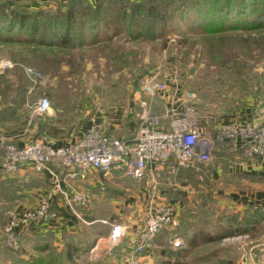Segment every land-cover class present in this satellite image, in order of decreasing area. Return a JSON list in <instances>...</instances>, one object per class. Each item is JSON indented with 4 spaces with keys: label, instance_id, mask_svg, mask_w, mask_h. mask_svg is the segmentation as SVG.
<instances>
[{
    "label": "rangeland",
    "instance_id": "1",
    "mask_svg": "<svg viewBox=\"0 0 264 264\" xmlns=\"http://www.w3.org/2000/svg\"><path fill=\"white\" fill-rule=\"evenodd\" d=\"M69 1L72 0H0V32L3 34L0 37V111L10 107L13 113L8 123L0 124L3 131L18 134L28 128L30 136L27 135V138L34 140L36 135L45 132V124L52 119L53 125L59 129L57 134L71 139L83 124L97 118L113 134L129 136V128L119 124L121 120L124 121L121 114L124 109L132 107L135 114L130 113V117L138 119L140 108L131 102H135L136 95L142 100L147 99L142 91L147 76L167 81L172 90L177 84L181 94L194 91L197 95L198 123L205 124L210 120V115L232 117L237 107H242L250 96L255 98L254 104L260 113L264 111V27L223 32H204L202 29L208 19V11L213 13L209 18L223 15L228 23L235 15L237 18L243 17L244 14L238 8L236 11L231 4V10H224L228 5L221 7L223 0H130L129 5L128 0L105 2L103 8L109 18L102 23L98 40L104 43L106 36L117 30L125 32L126 24L131 23L136 38L124 32L114 37V41L124 46L123 50L114 44L111 49L101 48L99 44L70 49L48 47L39 38L31 41L27 36H21L13 40L11 35L9 40L6 30H3L4 13L52 10ZM87 1L93 7L99 2ZM145 2L151 8L161 6L158 9L163 14L160 17L156 13L152 15L153 38L141 31L146 19L135 9L136 5ZM55 3H58L56 7ZM214 3L219 4L220 8H213ZM131 4L134 6V18L126 15L121 20L120 15L126 14ZM246 14H251V10H247ZM114 18L113 22L111 19ZM121 55L127 56L126 63L118 60L117 57ZM28 68L34 69L39 76L28 74ZM172 78L177 81L171 84ZM9 95L17 96V104H13V100H6ZM42 96L50 98L54 114L32 117L28 105ZM201 126L203 132L216 129ZM100 175L87 172V178L96 181V186L88 183L81 185L84 189H90L93 197L89 207L78 209L86 223L73 221L71 224L75 226L69 229V232H73L61 233L60 236L54 235L47 226V230L41 232L39 226L42 224L33 230H23L19 234L20 248L17 250L9 249L2 243L6 212L16 208V198L0 199V264H16L17 260L38 262L43 255H49L46 259L51 264H71L61 259V250L69 241L80 242L87 238L93 246L76 258L77 263L116 264L124 253L129 237L111 249L101 248L102 245L96 247L99 237L106 235L110 227L102 220L125 222L128 231H133L144 225L151 206L158 201L157 195L167 202L176 196H169L171 192L158 193L160 186L158 188L154 181L156 174L149 173L138 181L111 171L102 176L104 184L99 185L98 181L102 180ZM0 176L3 177L2 174ZM177 196L184 204L178 208L175 231L184 244L173 248L169 241L170 231L161 233L147 264H162L163 261L174 264L179 260L189 264H243L246 258L264 264V226L259 225L260 220L264 219L261 207L253 212L258 213V225L250 228L247 225L249 218L237 223V207L230 208L224 200L225 195L209 191ZM53 210L57 212L58 220L59 211ZM61 212L69 215V212ZM77 230L79 234L74 235ZM242 233H250L251 240L241 236ZM45 244H48V250L43 252L40 247L43 248Z\"/></svg>",
    "mask_w": 264,
    "mask_h": 264
},
{
    "label": "built area",
    "instance_id": "2",
    "mask_svg": "<svg viewBox=\"0 0 264 264\" xmlns=\"http://www.w3.org/2000/svg\"><path fill=\"white\" fill-rule=\"evenodd\" d=\"M27 72L39 76L32 68ZM167 86V81L154 76H147L143 81V91L150 95L166 90ZM196 96L194 91H188L177 99L180 105H172L164 114L143 112L138 128L126 137L113 134L105 123L99 121L60 146L46 138L20 144L14 142L16 135L0 133V172L3 176L15 174L23 165H30L38 173L47 171L52 183L50 193L43 195L35 207L13 208L6 212L2 243L17 250L21 231L43 223L55 225L58 217L52 208L55 192L62 193L73 216L87 222L78 209L91 205V193L64 190L63 180L54 166L67 170L70 177L84 176L87 172L108 174L115 170L139 181L150 170L154 172L162 168L167 169L170 176H175L180 168L208 163L218 143L237 138L241 139V148L247 157H264V123L231 121L221 124L214 132H203L197 126ZM28 109L32 117L41 116L52 110V103L48 96H42L29 103ZM163 119L168 121L167 127L163 125ZM261 209L264 211V204ZM102 222L110 226L107 248L118 246L129 237L126 250L116 264H147L157 237L166 231H170L169 241L173 248L184 244L175 231L178 208L165 200L158 199L151 206L144 225L133 231H128V225L122 221L103 219ZM243 264L257 263L246 258Z\"/></svg>",
    "mask_w": 264,
    "mask_h": 264
},
{
    "label": "crops",
    "instance_id": "3",
    "mask_svg": "<svg viewBox=\"0 0 264 264\" xmlns=\"http://www.w3.org/2000/svg\"><path fill=\"white\" fill-rule=\"evenodd\" d=\"M57 4L58 3H55L54 6L56 7ZM50 5H53V3H51ZM171 80V84L177 81V79L173 78ZM179 89L180 88L176 84V87H173L172 90L168 83L166 90L158 92L154 95H150L145 93L142 87V91L147 95V99L142 100L136 95L134 97L135 102H131V104L137 105L140 108V113L137 114V116L139 115L138 119L134 118V116L133 118L130 117V113H132V115L135 114L132 110V107H130L127 110H123L124 113H122L121 116L125 122L121 120L119 124L126 125V127L129 128V135H131V133L135 131L140 125V115L143 112H149L151 114H164L172 105H180L181 103L177 99L183 94H181V91ZM140 96L141 94H139V97ZM245 102L246 103L242 107H237V110L235 111L234 115H232V117L220 118V116L211 117L210 115V120H214V122L208 120L205 121L204 124L200 123L199 121L197 125L198 128L202 130V124L204 126L206 125L207 128L214 127L217 129L221 124L226 123V121L228 123L229 120V122L253 121L264 123V111L260 113V109L257 107V105L254 104L255 98L250 96ZM49 114H54V111L51 110L48 115ZM114 119L117 121V118ZM96 121L100 120L97 118H93L89 122L83 124L82 129H80L79 131L84 130V128L89 127L93 122ZM162 122L165 127L168 126L167 120L163 119ZM113 125L117 126L118 124L113 123ZM43 129L45 131V134L43 133L42 135H36L35 139L46 138L48 139V141L57 146L67 144L72 141L74 137H76V135H74L73 138L68 139L67 137H61L59 134H57L59 132V129L55 125H53L52 119H50L48 123L45 124ZM0 131H2L0 133H11L13 135H16L17 138L14 141L16 143L19 142L20 144H22L27 140H30V138H27V135L30 134L28 128H26L24 131H19V133L16 134L13 131H3V127H1L0 125ZM122 136L126 137L127 135L123 134ZM195 164L191 167H183L185 168L183 172L191 173L189 171L192 170V168H195ZM204 165L207 169L206 171H201L199 173V171L197 170L196 172L197 177L199 178V180H201L197 186L193 185L192 182H190L188 179H178L177 175L170 176L167 169L162 168L160 170H154V172L153 170H150L149 173L153 175L156 174V177H154V181L158 184V188L160 186V188L158 189V193L162 192L167 194L171 192V194L169 195L171 197L172 194L176 195L175 197H172L170 201L173 202L177 206V208H182L181 204H184L181 198H177V195H179L180 197L181 194H199V192L209 193V191H212L214 194L225 195L224 200L230 208H232L233 206L237 207V223L241 222L243 218H249L250 221L249 223H247V225L250 228L253 225H258V221L256 220L257 218L255 216L252 217V214L256 209L260 208L264 204V157H247L241 148V139L237 138L235 140H227L217 144L216 149L212 154L211 160ZM54 167L57 168L60 173L61 179L63 180L61 184L64 190H67L69 192L82 191L92 193L90 189L82 188V183H88L90 185L93 184V186H96V181L94 182L91 179H88L86 173L84 174V176L79 175L78 177H70V175L68 176L67 170L59 168L57 166ZM101 174L102 175L100 176L102 178L104 174ZM4 178L16 179L18 183L23 187V190L20 192L19 197L14 200L16 208H20L21 210L35 207L39 203L40 198L43 195H47L48 193H50L52 189L50 174L47 171L41 173L35 172L33 167H31L30 165H23L18 172L12 175L3 176L2 179ZM98 183L99 185L104 184L103 178L102 180H99ZM213 183H215V185H212ZM157 198L159 200H163V197L161 196L157 195ZM165 199H167V197ZM52 208L59 211V219L57 220L56 224L52 226L44 225L45 223L42 224L41 226H39L40 231L44 232L45 230H47V227H49L56 236H60L61 233L65 234L73 232L72 230H70L69 232V229L75 226L71 223L73 221H75L76 223L78 219L71 214L70 209L66 204V201L61 192H55L52 198ZM61 211L69 212L70 216L68 214H62ZM260 224H263L264 226V219L260 220L259 225ZM35 228L37 227H33L31 230ZM109 231L110 227L106 235H102L99 237L96 247H100L102 245L101 248H107L109 246ZM78 232V230L74 231L73 234L78 235ZM240 235L246 237L248 240H251L252 237L250 233H242Z\"/></svg>",
    "mask_w": 264,
    "mask_h": 264
},
{
    "label": "trees",
    "instance_id": "4",
    "mask_svg": "<svg viewBox=\"0 0 264 264\" xmlns=\"http://www.w3.org/2000/svg\"><path fill=\"white\" fill-rule=\"evenodd\" d=\"M112 0H99V2L93 7L91 4L87 3V0H72L65 5H59L57 9L45 10V11H22L16 10L13 13H4L5 24L3 30H6V36L11 40V35L13 40L20 38L21 36H27L31 41H34L35 38L46 44L48 47H58V48H73L79 46H98L101 45V48H112L113 44L120 46L119 48L123 50L124 46L120 43H117L115 36L122 34L120 30L115 31L113 34L106 36L107 42L100 43L98 40L100 38L101 26L104 21H107L109 14L105 12V2L109 3ZM130 0H128L129 5ZM136 4V3H135ZM229 4L234 6L237 11L240 10L244 14L243 17H238L237 15L232 17V20L228 23L227 20L223 19V15L218 17L214 15L209 18L213 13L208 11L206 22L203 23L204 32H223L228 31L229 29H257L264 27V0H223L220 3L221 7H225L224 10H231ZM150 4L147 2L136 5L135 9L140 14L144 15L146 19V25L141 28V31L146 33L148 37L153 38L154 33V19L152 15L156 13V16H161V11L158 7H149ZM63 8H65L63 10ZM213 8H220L219 4H213ZM162 9V8H161ZM247 10H251V14L247 15ZM159 11V12H157ZM4 12V11H3ZM214 12V11H213ZM134 6L130 5V9L126 14H121L120 19L129 15V18H134ZM163 15V14H162ZM90 16L89 21H86ZM85 17V18H84ZM111 17V16H110ZM163 17V16H162ZM166 18V17H165ZM140 19V18H139ZM113 22L115 20L111 19ZM162 22H160L161 24ZM84 27V28H83ZM127 30L123 33L129 37L134 36V31L131 23L126 24ZM120 32V33H118ZM122 36V35H121ZM0 37H3L2 32H0ZM93 46V47H95ZM115 46V47H118ZM98 48V47H96ZM82 49V48H81ZM121 62L124 60L127 62V56L121 55L117 57ZM139 87V86H138ZM137 87V88H138ZM6 99V98H5ZM6 100H13V104H17V96L9 95ZM11 108L0 111V124L8 123V121L13 117ZM43 125H41V128ZM81 127V125L79 126ZM79 129V128H78ZM79 132V131H78ZM78 133H74L77 135ZM205 163L195 164V168H192L189 172H183L185 168H180L177 174L178 179H188L192 182L193 185L197 186L201 180L197 177V170L199 173L201 171H206ZM197 166V167H196ZM114 173L120 174L122 172L115 171ZM1 175V174H0ZM186 175V176H185ZM23 190V187L18 183L16 179L6 178L2 179L0 176V199L13 200L19 197L20 192ZM258 214V213H257ZM257 214H252V217L255 216L258 219ZM74 236V235H73ZM76 236H74L75 239ZM66 240V239H65ZM74 241H69L65 246L64 250H61L59 256L64 261H69L71 264H80L77 263L76 258H80L83 253H86L93 245L92 241L89 239H84L82 241H75L74 244L70 243ZM66 243V242H65ZM41 251L48 250V244L43 245ZM49 255H43V257L37 261L27 262L25 260H17L16 264H51L49 259H46ZM49 261V262H48ZM67 264V263H66ZM166 264V262H162ZM174 264H189L183 261H177Z\"/></svg>",
    "mask_w": 264,
    "mask_h": 264
}]
</instances>
